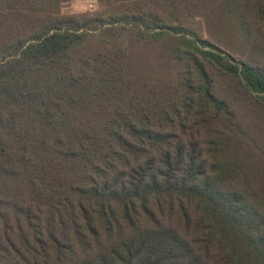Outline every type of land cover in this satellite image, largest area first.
Instances as JSON below:
<instances>
[{"label": "trees", "instance_id": "1", "mask_svg": "<svg viewBox=\"0 0 264 264\" xmlns=\"http://www.w3.org/2000/svg\"><path fill=\"white\" fill-rule=\"evenodd\" d=\"M73 1L0 0V264H264V0ZM168 39L176 80L132 76Z\"/></svg>", "mask_w": 264, "mask_h": 264}, {"label": "rangeland", "instance_id": "2", "mask_svg": "<svg viewBox=\"0 0 264 264\" xmlns=\"http://www.w3.org/2000/svg\"><path fill=\"white\" fill-rule=\"evenodd\" d=\"M103 7L96 0H75L62 9L63 15L97 16L103 12ZM189 28L197 35L205 38L227 53H231L238 61L245 56H252V51L245 46L243 34L233 18L226 21L211 20L201 17H191ZM174 40L151 42L136 48L129 59L132 76H142L145 79H157L165 82L176 80V64L169 59Z\"/></svg>", "mask_w": 264, "mask_h": 264}]
</instances>
